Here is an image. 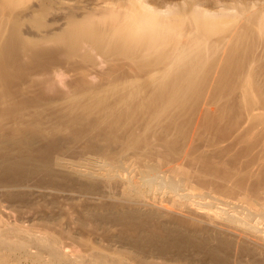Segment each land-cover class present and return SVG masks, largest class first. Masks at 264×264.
<instances>
[{
  "label": "bare ground",
  "instance_id": "1",
  "mask_svg": "<svg viewBox=\"0 0 264 264\" xmlns=\"http://www.w3.org/2000/svg\"><path fill=\"white\" fill-rule=\"evenodd\" d=\"M182 216L264 255V0H0V252Z\"/></svg>",
  "mask_w": 264,
  "mask_h": 264
},
{
  "label": "rangeland",
  "instance_id": "2",
  "mask_svg": "<svg viewBox=\"0 0 264 264\" xmlns=\"http://www.w3.org/2000/svg\"><path fill=\"white\" fill-rule=\"evenodd\" d=\"M206 5H208V4H206ZM208 7H209V5H208ZM239 153L241 154L242 152H239ZM207 201H209V200H207ZM197 202L201 203V201H198V200H197ZM203 202L205 203V201H202V203ZM220 204H222V203H219V204L217 203L216 206L213 209L216 210V208L219 207V208H224L225 210H227L229 212L231 211V209H229L228 207L226 208V207H224L223 205H220ZM186 218L189 220V217H186ZM192 218L193 217H191L192 221L191 220L188 221L186 219L187 223H184V227L183 228H182L183 225H181V224H182V222H186L185 219H184V216H182V218H181L182 220L178 217L177 221L174 220L176 218H174V219L172 218L173 220L165 219L166 222L172 223V226H171V224H168V223L166 224L165 220L164 221L162 220V222H160L158 220L157 221L158 224H155V226L150 224L151 225L150 228L153 226L152 227L153 229L152 228L149 229V230H151V235L153 233H155V235L153 234L152 236L150 235V231H147L149 227L142 228L141 231L140 230H137V231L135 230L134 231V230H129V229H125V228L124 229L123 228L119 229V227H105V228L101 227L100 228V226L96 227V226H93V225L92 226H84V227H74V229L70 228L69 230L67 229L68 232L67 233L65 232L64 234H62L61 237L59 236V239H58V243L59 244L57 243L58 252H59L60 256H61V254L63 256V260H61L62 262L60 261V264H65V263L66 264H72L73 260H75L74 264H246V263L247 264H256V262L258 263L260 261V259H261V261H260L259 264H264V257H263L264 255H262V253H255V250H253V249L251 250V248H249V247L247 248V246L243 245L242 243L239 244L236 249H234L232 251L230 250L231 252L227 251V250H225L223 248H222L223 249L222 250L219 247V243H221L222 240L219 239L220 237H217V236H219V234L217 232H216L217 235H213L215 233H212V232L209 233L208 231H210V230L207 231L206 229H204L205 226H203L204 225L203 221H200V219L197 220L198 218H195V219L194 218L192 219ZM178 220L180 222L179 225H178ZM171 221H173V222H171ZM190 221L192 223H194V224H192ZM197 221L198 222L200 221L201 224L200 223L197 224ZM161 223H163V225L165 223V226H166L165 228L166 229H167V227H169V228L167 230L163 229L165 231L157 230L161 226H163V225H160ZM190 224H191V226H190ZM195 224H197L198 227L200 226V228H198L199 229L198 233H201L202 235L204 234V236H202V235H200V234H198L196 232V230H197L196 227L197 226H195V227L193 226ZM180 225H181V227H179V228H181V229H179L177 227V226H180ZM201 225H202V227H201ZM156 226L159 227V228L157 227V229L155 228L157 230L158 235L156 233V230H154V227H156ZM185 226H186V228H185ZM170 227L174 228V232L175 233L172 231L173 228L170 229ZM77 228H78V230H77ZM109 228H111V229H109ZM143 229L146 230V232ZM186 229H187V231H186ZM168 230H169V233H168ZM179 230L180 231L183 230V232H180ZM200 230L203 231V232H201ZM126 231H128V232H126ZM161 231H162V234H161ZM184 231H185V233H188L190 235V237L192 235H193V237L194 236L197 237L194 234H197L199 237H198V239L194 238L195 240L193 239V237H191L193 239V240L192 239L191 240L194 243H196L195 244V246H196L195 248H194V245H193L194 243L186 244V245L183 244L185 246L182 245L183 248H182V246L180 248H181V250L184 253H182V255H181L179 253H181L182 251L178 250L175 246H172L171 242L169 243L168 241H170L169 240L170 237H171V241H172V239L174 238L173 237L174 234H175V236L182 234L183 237H182V235H181V237L184 238L183 241H185V239H189L190 237H187L188 234L186 235L184 233ZM204 231L206 232L207 235L204 233ZM132 232H134V233H132ZM159 232H160V234H159ZM170 232H171V234H170ZM190 232H192L193 234L192 233L190 234ZM140 234L141 235L143 234L144 236L148 235L150 237V239L153 238L152 239V243H150L151 240H147L150 243V244H148L146 242V240L145 241L143 240V237H142V239L139 238ZM208 235H209V237H208ZM210 235H211V237L213 236V239L210 237ZM159 236H161V239H160ZM206 236L209 238V240H208V238H206ZM203 237L205 239H203ZM138 238H139V240H138ZM201 238L203 240H201ZM14 239H15V237H14ZM166 239H168V240L166 241ZM11 240H12V237H11ZM196 240L198 242H196ZM216 240H218L219 242L216 241ZM202 241L206 242V243L209 242V243H207L208 245L211 243L210 244V245H212L211 246V249H212L211 251L212 252L213 251H217V252H215V253L213 252V253L215 255H217V254L218 255L215 257V256H213L214 255L213 253L208 252L210 250H207L206 248L202 249V247L200 248L199 243H202ZM143 242H145V243H143ZM212 242H214V243H212ZM215 242H216L217 245L215 244ZM153 243H155V244H153ZM151 244H153V245H151ZM165 245H167V246H165ZM187 245H189V246L187 247ZM210 245H209V247H210ZM213 245H214V248H213ZM240 245H242V246H240ZM190 246L194 250L196 248L198 249V247H199L198 250H200V253H199V251L197 249H196L197 251L195 250L196 252L194 250L192 251V249L189 248ZM201 246H203V245H201ZM185 247H187V248H185ZM216 247H218L219 250ZM243 247H245V250H244L245 252L243 251ZM205 249H206V251H205ZM214 249H216V250H214ZM241 249H242V251H240ZM29 251L30 252L32 251V252L29 253ZM7 252H5V251L4 252L2 251V253L0 252V264H36V263H33L34 261L32 259L33 258V254L32 253L34 252L33 250H28V253H27V251L26 252L22 251L23 252L22 253L21 251H18V250L17 251L16 250L11 251L12 254H11L10 251L8 252L9 254ZM58 252H57V255H58ZM45 253L43 255V257H45V258H47V255H51L50 252H48L49 254L46 253L47 255ZM242 253H244V254L241 255ZM1 254H3V255H1ZM28 254H29V256H30V254H32V257L31 256L30 257L26 256ZM239 255H241L242 257H240ZM221 256L225 257L227 259L221 258ZM67 259H68L69 263L65 262V261H67ZM221 259L222 260L224 259L223 260L224 263L222 261H221V263L219 262V260H221ZM254 260L255 261L257 260V261L254 263ZM58 264H59V262H58Z\"/></svg>",
  "mask_w": 264,
  "mask_h": 264
}]
</instances>
